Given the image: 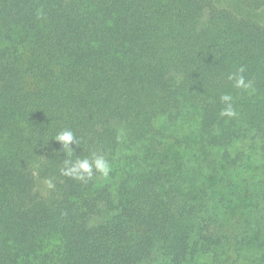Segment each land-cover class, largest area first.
<instances>
[{
    "label": "trees",
    "instance_id": "trees-1",
    "mask_svg": "<svg viewBox=\"0 0 264 264\" xmlns=\"http://www.w3.org/2000/svg\"><path fill=\"white\" fill-rule=\"evenodd\" d=\"M229 1L0 0V264H243L236 243L264 246V0ZM94 154L106 178L62 174ZM252 171L261 189L237 181Z\"/></svg>",
    "mask_w": 264,
    "mask_h": 264
},
{
    "label": "clouds",
    "instance_id": "clouds-1",
    "mask_svg": "<svg viewBox=\"0 0 264 264\" xmlns=\"http://www.w3.org/2000/svg\"><path fill=\"white\" fill-rule=\"evenodd\" d=\"M240 72H243V69L239 70ZM230 79H233L235 81V87L247 89L251 87L250 82L246 83L245 78L243 75H233L230 76ZM230 95H222L221 100L223 102H229L231 101ZM222 115L226 116H234L235 112L231 107V104H228V107L221 113ZM55 140L58 141L61 145L63 150H67V154L71 155L74 153V148L72 145L79 146V141L77 140L74 132L70 129H65L60 131L56 137ZM64 168L62 169V174L68 177H71L73 179L87 182L89 179L92 178L94 170L96 172H99L102 176L105 178L109 175L111 171V166L108 160L105 159L103 155H93V157L90 159L84 158V159H77L75 162L71 160H64ZM44 183L46 186L51 189L54 187L51 180H45Z\"/></svg>",
    "mask_w": 264,
    "mask_h": 264
},
{
    "label": "rangeland",
    "instance_id": "rangeland-1",
    "mask_svg": "<svg viewBox=\"0 0 264 264\" xmlns=\"http://www.w3.org/2000/svg\"><path fill=\"white\" fill-rule=\"evenodd\" d=\"M223 2H228L230 3L231 1L229 0H222ZM233 6V3L231 2V7ZM263 11H264V7H263ZM262 17H264V15H261ZM260 176H262V174H259V172L257 171H252L251 173H241L239 174L237 181L241 184H245L248 183L251 187H257L259 189H261L263 187V185L260 183ZM236 181V182H237ZM243 208H240L238 211L234 212L233 215L234 216H241L243 214ZM223 216L222 219L220 220V226L223 228H228L230 233L234 232H240V234H238L237 239H241L242 236H246L249 234H252L254 237H256L257 235H254L253 232L255 233V231H251L250 229H247V225L242 222V223H238L236 222L233 218H232V214H231V210L227 212V210H223ZM244 216H248L247 213H244ZM264 220L259 219L258 215L253 216V222L254 224L252 225V229L254 228H262L261 231H264ZM232 230V231H231ZM262 236V234H260ZM247 239V238H246ZM243 239V240H246ZM262 239V238H259ZM257 240L256 242H254V244L249 245L247 241H243L244 243L242 244V241H240L239 243L235 244V248H238L239 250V256L242 255V259H245L243 261V264H264V258L261 257V253L264 250V246L261 247L259 245H261V241ZM261 247V248H260ZM241 259V260H242ZM240 260V261H241ZM213 258L212 257H208V262L207 264H214L213 263Z\"/></svg>",
    "mask_w": 264,
    "mask_h": 264
}]
</instances>
